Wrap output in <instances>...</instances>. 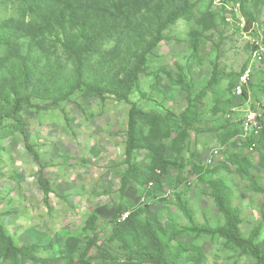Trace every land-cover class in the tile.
<instances>
[{"label":"rangeland","instance_id":"1","mask_svg":"<svg viewBox=\"0 0 264 264\" xmlns=\"http://www.w3.org/2000/svg\"><path fill=\"white\" fill-rule=\"evenodd\" d=\"M191 2L193 18L164 32L129 102L77 93L59 109L31 108L21 89L27 49L0 50V227L16 246L32 247V257L14 262L3 258L0 244V264H154L153 234L176 264H262L241 246L198 227H227L210 185L219 171L241 210L243 236L264 252V62H255L247 96L236 93L253 63L254 40L264 32V5ZM21 7L20 0H0V25L22 20ZM244 10L256 18L251 29ZM44 60L38 74L53 64L57 77L43 88L65 89L73 77L65 53L50 44ZM189 104L197 106L196 123L180 136V116ZM133 107L150 115L138 120L135 153L139 173L148 180H131L123 191ZM250 111L259 115L261 131L246 138ZM41 171L50 182L48 195ZM182 200L193 219L179 208ZM65 249L70 253L60 256Z\"/></svg>","mask_w":264,"mask_h":264},{"label":"trees","instance_id":"2","mask_svg":"<svg viewBox=\"0 0 264 264\" xmlns=\"http://www.w3.org/2000/svg\"><path fill=\"white\" fill-rule=\"evenodd\" d=\"M255 1L258 7L264 5V0ZM92 3L95 2L20 0L22 20L0 25V50L14 53L19 49H27V58L23 59L21 69V89L25 93L27 106L59 109L77 93L99 100L110 97L118 102H129V98L140 85L141 76L148 75L150 56L159 44L165 41L164 32L179 20H191L195 10V4L191 0H110L107 5L98 6ZM244 11L248 28L251 29L256 23V18L252 13ZM50 44L55 50L64 52L72 65L73 77L65 89L43 88L53 84L57 77L53 72V64L48 66L46 74H38L42 64H46L44 56ZM109 44L113 45L111 49L107 48ZM37 74L39 79L35 81ZM212 85H215V81L211 82ZM43 90L48 93L47 97ZM245 94L247 96L246 91ZM22 97L21 100L24 99L23 95ZM47 99L51 101L41 106L40 103ZM149 117L150 115L138 111L135 107L130 112L126 152L129 170L122 180L123 191H126L131 180L137 184L148 180L147 177L142 178L139 173L135 153L138 149V120ZM196 117L197 106L192 107L189 104L180 116L181 124L184 125L180 136L187 135L193 129ZM12 120L16 125H20L15 119ZM22 133L24 134L23 130ZM24 140L28 151L38 163V156L30 148L28 139ZM253 140L255 139L251 141ZM220 172L228 175L230 171L223 168ZM212 175L210 185L213 196L228 223L225 228L198 227V231L228 239L254 254L264 264V252L257 244L243 236L241 210L233 204L232 188L220 177L219 171ZM40 184L48 195L51 192L50 182L44 178L42 171ZM179 208L193 219V211L186 202L182 200ZM152 241L157 251L150 258L154 264H176L170 258L167 248L161 244L158 235L153 234ZM0 244L4 248L2 256L6 261L10 258L14 262L18 259L26 261L32 257V247L16 246L1 227ZM69 253L67 249L61 250L60 256L66 257Z\"/></svg>","mask_w":264,"mask_h":264},{"label":"built area","instance_id":"3","mask_svg":"<svg viewBox=\"0 0 264 264\" xmlns=\"http://www.w3.org/2000/svg\"><path fill=\"white\" fill-rule=\"evenodd\" d=\"M253 63L248 69L240 76L238 85L236 87V93L239 96L244 95L247 87L250 86L253 77H254V64L255 62L262 63L264 62V32L258 34L257 39L254 40L253 43ZM259 115L250 111L247 113L244 118L243 131L245 133V137L249 135H253L254 133L259 134L261 131V123L259 121ZM152 185V184H151Z\"/></svg>","mask_w":264,"mask_h":264}]
</instances>
